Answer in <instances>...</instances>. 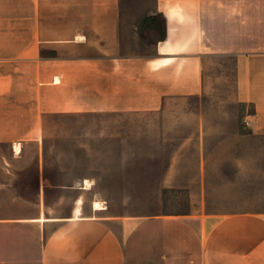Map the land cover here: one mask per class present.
I'll use <instances>...</instances> for the list:
<instances>
[{
    "label": "crops",
    "instance_id": "crops-1",
    "mask_svg": "<svg viewBox=\"0 0 264 264\" xmlns=\"http://www.w3.org/2000/svg\"><path fill=\"white\" fill-rule=\"evenodd\" d=\"M156 14L166 35L139 54L123 0H0V145L20 157L53 114L160 111L205 92L220 56L264 135V0H156ZM0 165V264H264V211L116 214L92 180Z\"/></svg>",
    "mask_w": 264,
    "mask_h": 264
},
{
    "label": "rangeland",
    "instance_id": "rangeland-1",
    "mask_svg": "<svg viewBox=\"0 0 264 264\" xmlns=\"http://www.w3.org/2000/svg\"><path fill=\"white\" fill-rule=\"evenodd\" d=\"M155 3L123 0L130 35ZM158 37L150 30L126 45L149 54ZM208 73L205 92L157 112L53 114L20 157L0 145V162L20 175L42 162L59 183L92 180L90 197L116 214L264 211V135L249 124L252 106L236 97L234 60L216 57Z\"/></svg>",
    "mask_w": 264,
    "mask_h": 264
},
{
    "label": "trees",
    "instance_id": "trees-1",
    "mask_svg": "<svg viewBox=\"0 0 264 264\" xmlns=\"http://www.w3.org/2000/svg\"><path fill=\"white\" fill-rule=\"evenodd\" d=\"M140 37H144V33L154 30L162 39L166 35V19L162 15H145L139 23Z\"/></svg>",
    "mask_w": 264,
    "mask_h": 264
},
{
    "label": "bare ground",
    "instance_id": "bare-ground-1",
    "mask_svg": "<svg viewBox=\"0 0 264 264\" xmlns=\"http://www.w3.org/2000/svg\"><path fill=\"white\" fill-rule=\"evenodd\" d=\"M86 182H88V180H86ZM96 206L103 207L100 202H96Z\"/></svg>",
    "mask_w": 264,
    "mask_h": 264
}]
</instances>
